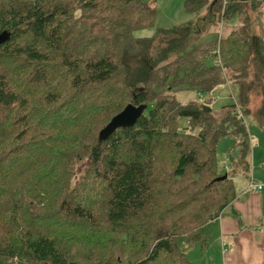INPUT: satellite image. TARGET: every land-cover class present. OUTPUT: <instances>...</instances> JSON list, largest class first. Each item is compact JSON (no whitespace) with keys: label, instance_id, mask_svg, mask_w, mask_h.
I'll list each match as a JSON object with an SVG mask.
<instances>
[{"label":"trees","instance_id":"16d2710c","mask_svg":"<svg viewBox=\"0 0 264 264\" xmlns=\"http://www.w3.org/2000/svg\"><path fill=\"white\" fill-rule=\"evenodd\" d=\"M155 3L0 0V264H194L180 239L201 242L237 198L251 171L238 114L254 93L264 121V0H185L232 26L191 49L187 25L135 37ZM222 81L239 100L221 113L175 97ZM129 104L144 115L100 142ZM224 138L237 151L229 173Z\"/></svg>","mask_w":264,"mask_h":264},{"label":"rangeland","instance_id":"374dc122","mask_svg":"<svg viewBox=\"0 0 264 264\" xmlns=\"http://www.w3.org/2000/svg\"><path fill=\"white\" fill-rule=\"evenodd\" d=\"M148 1V0H144ZM155 6L158 9V15L154 26L137 30L135 37L152 38L160 29H174L181 25H187L191 34L188 42L189 49L197 46L201 42L217 40L221 36H226L232 29L227 23L219 22L216 14H210L204 9L198 13H189L185 10V0H156ZM264 17V16H263ZM175 97L180 102L187 104L191 101L198 103L211 99V106L215 112L221 113L224 106L237 104L239 100V87L228 81L222 83L208 95H201L197 92H177ZM262 104L261 96L254 93L251 101V113L245 116V123L248 128L251 140V172L252 180L264 187V121L259 118L260 107ZM235 141L232 138H224L220 141L217 149L218 165L223 173L232 172V162L230 157H235L237 151L234 150ZM254 149L256 152V168L254 166ZM88 161H78L75 167L76 177L80 176ZM250 172V174H251ZM256 174V177L254 175ZM254 175V176H253ZM260 178V179H259ZM262 179V180H261ZM237 189L240 191L242 185L249 188L250 182L246 181L244 176L238 175L235 178ZM191 244V245H190ZM194 243L186 239H180L181 249L189 255V259L194 260ZM191 247V250L189 248ZM201 248L196 250L197 257L203 255ZM204 252V251H202Z\"/></svg>","mask_w":264,"mask_h":264},{"label":"crops","instance_id":"0c3cea01","mask_svg":"<svg viewBox=\"0 0 264 264\" xmlns=\"http://www.w3.org/2000/svg\"><path fill=\"white\" fill-rule=\"evenodd\" d=\"M244 178L250 182L252 172ZM200 237L201 242H192L194 264H264V187L242 185L237 198L201 229ZM199 248L201 258L197 257Z\"/></svg>","mask_w":264,"mask_h":264},{"label":"water","instance_id":"95a60500","mask_svg":"<svg viewBox=\"0 0 264 264\" xmlns=\"http://www.w3.org/2000/svg\"><path fill=\"white\" fill-rule=\"evenodd\" d=\"M145 111V105L136 106L133 104H129L122 112L113 117L109 124H107V126L100 132L99 141H106L119 129L134 127L137 124L138 120L144 115ZM227 177L228 176L225 175L221 179H226Z\"/></svg>","mask_w":264,"mask_h":264},{"label":"built area","instance_id":"2783aa9c","mask_svg":"<svg viewBox=\"0 0 264 264\" xmlns=\"http://www.w3.org/2000/svg\"><path fill=\"white\" fill-rule=\"evenodd\" d=\"M238 119H239V120H242V121L245 122V118H244V116H243V114H242L241 112L238 114ZM250 187H251V188H252V187H255V188L261 190V189L263 188V185H261V184L255 182V181H253V180H251V181H250Z\"/></svg>","mask_w":264,"mask_h":264}]
</instances>
